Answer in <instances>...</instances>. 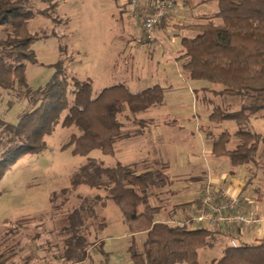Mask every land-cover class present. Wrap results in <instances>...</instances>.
<instances>
[{
    "label": "rangeland",
    "instance_id": "rangeland-1",
    "mask_svg": "<svg viewBox=\"0 0 264 264\" xmlns=\"http://www.w3.org/2000/svg\"><path fill=\"white\" fill-rule=\"evenodd\" d=\"M19 1L24 9L34 14L29 29L37 36L32 47L37 63L27 64L26 69L30 88L36 90L46 86L59 72L60 78L67 79L71 84L70 90L73 88L72 79H91L94 96L111 86L124 85L135 93L158 84L164 88L165 99L162 105L153 106L144 113L132 115L126 109L119 115L124 138L117 142L114 155L94 149L83 156L74 154L73 146L63 148L80 131L77 127L63 128L60 124L45 137L46 148L41 153L24 155L8 168L0 180V262L68 264L62 259V228L68 225V215L81 205L82 198H89L97 204L94 212L89 209L85 213L84 233L90 247L89 256L82 264H105L106 260L107 264H135L129 253L132 237L119 208L112 201L102 206L101 200L95 199L107 195L103 190L87 185L74 188L71 184L73 175L89 159L108 167L117 163H138V155L145 151L138 145V134L144 133L146 128L157 127L163 138L159 137L160 142L154 139V142L164 144L167 150L157 151L155 160L152 154V159L144 158L136 170L139 173L152 171L166 180L163 188L149 190V200L153 206L162 209L164 220L173 222L169 213L174 208L176 195L181 198L191 191L190 185L195 183V179L203 178L209 170L220 167L216 164L223 166V170H229L228 157L207 153L209 147L212 148V138L207 135L211 133L213 138H217L226 131L233 135L240 126L230 120L212 122L210 116L213 110L238 111L250 105L252 100L217 95L212 89L220 90L221 86L191 80L183 69V63L178 60L180 54H174L176 51L171 41L176 34L172 31L175 28L168 34L157 33L162 30L158 25L157 42L149 43L143 36V22L147 16L138 18L136 14L137 18H133L136 15L131 18L124 13L122 21L118 0ZM183 2L187 3L186 0ZM213 9L214 5L198 10L211 17ZM131 10L127 8V11ZM6 35L2 29L0 39L6 38ZM58 65L61 67L58 68ZM29 109L24 90H0V118L3 121L17 124L19 117ZM159 120L167 123L156 126L151 123ZM244 127L264 136V113L252 117ZM170 134L174 135L168 137ZM236 142H239L238 139L232 137L227 148L235 149ZM255 159V163L246 165V170L244 168L242 172L248 171L249 174L248 195L259 199L255 202L258 210L252 212L264 220V202H260V198H264L263 143ZM231 169L237 175L241 173L238 167L231 165ZM185 186L189 189H181ZM54 195H58L55 203L52 202ZM156 219L160 221L159 217ZM251 230L256 231L257 228L251 227ZM144 239L145 234L135 237L139 247H142ZM99 241L105 242L103 251L106 255L98 250L96 245ZM225 241V244H231L230 238ZM235 241L239 244L238 240ZM242 241L252 245L259 242L244 238ZM225 244L201 250L200 264H210V259H219Z\"/></svg>",
    "mask_w": 264,
    "mask_h": 264
},
{
    "label": "trees",
    "instance_id": "trees-1",
    "mask_svg": "<svg viewBox=\"0 0 264 264\" xmlns=\"http://www.w3.org/2000/svg\"><path fill=\"white\" fill-rule=\"evenodd\" d=\"M214 1L217 12L212 17L182 26L195 35L182 39L183 51L178 60L191 80L221 86L220 90L212 89L215 94L252 100L238 111L215 108L210 116L214 123L230 120L240 126L233 135L226 131L217 138L211 133L207 136L212 138L215 156H226L234 167H241L255 163L260 145L264 144L263 135L244 127L252 117L264 113V0ZM33 18L32 11L24 9L19 0H0V31L7 33L0 39V90H24L30 107L17 124L0 118V180L24 155L41 153L46 148L45 137L60 124L80 131L63 148L73 146L74 154L83 156L94 149L114 155L117 142L124 138L119 115L126 109L132 115L144 113L162 105L165 99L164 88L159 85L135 93L124 85L111 86L94 96L91 79H72L70 90L71 84L60 78L59 72L46 86L33 90L26 74L27 64L37 63L32 48L37 36L29 29ZM232 137L239 142L234 150H228ZM137 167L138 164L122 163L108 167L89 159L71 179L74 188L87 185L105 191L104 198L95 199L101 200L102 206L112 201L119 208L132 237L129 253L135 264H200L201 250L225 244L231 237L226 228L232 226L194 228L193 224L158 221L162 209L150 203L149 190L163 188L166 180L152 171L139 173ZM92 201L82 198L81 205L68 215V225L62 228V259L68 264H82L89 256L90 243L84 229L85 213L96 208L97 202ZM139 234H145L142 247L135 241ZM104 244L99 241L96 245L103 254ZM0 264H6V260ZM210 264H264V238L253 245L240 241L237 248L225 244L222 256Z\"/></svg>",
    "mask_w": 264,
    "mask_h": 264
},
{
    "label": "crops",
    "instance_id": "crops-1",
    "mask_svg": "<svg viewBox=\"0 0 264 264\" xmlns=\"http://www.w3.org/2000/svg\"><path fill=\"white\" fill-rule=\"evenodd\" d=\"M183 1L184 0H177L176 9L168 16V18H166L163 21L162 28H161L162 30L157 31V33L163 32L166 34L167 32L169 33L172 29L175 28L174 30H172L176 32V34L174 35L175 37L172 38V41L170 40V38H168V40H170L172 44L174 45V48H175L174 50L176 51L174 54L178 53V55L179 54L181 55L183 51V47L181 44L182 39L185 37H193L195 35L194 32L184 29V27L182 26L199 24L204 18L208 17L207 15L208 13L206 12L200 13L201 11L198 10L199 8L203 9L206 6L214 5L215 9H213V13H211V17L217 12V9H216L217 3L214 0H209L208 2H205V3H203L200 0H197V1L196 0H186L187 3H184ZM117 4L121 11L120 17L122 21L124 19L123 18L124 13H128L131 16V18L133 15H136V14L138 15V18H140V16L145 18L152 12L151 7L147 4L140 6L138 8L137 13L133 10H131L130 12L127 11V8L129 6L126 4L125 0H118ZM137 15L136 17L134 16L133 18H137ZM178 31L180 32L178 33ZM141 33H142V30H141ZM186 33H188V35ZM171 57L173 58L174 55H171ZM161 121L162 120H159L157 123H155L156 122L155 120V122H151V123L154 124L155 126L162 124V123L163 124L167 123V122H161ZM159 132H160V129L157 127H154L150 129L146 128L144 133L138 134V143H139L138 145H140L141 148L142 147L145 148V151L143 152L141 156L138 155V163L134 162L131 164H138V166H140L141 163L144 162V158L146 159L154 158L155 160V157H156L155 153L157 151L164 150L165 152L166 146L164 144L161 145L160 143L156 144L154 142V139L160 142L161 138H163L161 137V134H159ZM236 132H234V134ZM172 135L174 134H170L167 136L171 137ZM235 139L237 138L235 137ZM210 143H211L212 148L209 147V150L207 151V153L210 154L211 156H215L213 154V146H212L213 141L211 140ZM237 144L235 145V148L237 147ZM139 150L140 149H138V151ZM228 150H234V149L228 148ZM151 154L153 156L152 158H151ZM228 160L230 161L229 158ZM230 164L233 167V164L231 163V161H230ZM230 164L228 163L229 170H226V169L223 170L222 168L223 166H221L220 164H216V166H220V167H218L217 169L209 170L203 175V178L198 177L195 179L194 181L195 183H192L193 185H190L191 191H189L185 195H182L181 198H179V195H176L175 196L176 199L174 200V203H173L174 208L172 209L171 213H169V217H171L170 221H177V220L189 221L191 217L198 212L200 208L201 200L203 197L204 189L208 185H211L213 189L227 190L235 196H240V198L242 199V203L240 206L241 212L251 213L252 211H257L258 208L256 207L255 202L259 201V199L252 198L253 196L251 197V195H248V186L250 185L249 180H248V175H249L248 171L242 172V169H244L245 166L238 167V170L240 169L241 173L237 175L236 172L231 169ZM125 165H129V164H125ZM244 170H246V168ZM181 189H189V187L185 186V187H181ZM200 190H201V193H200ZM260 199H261L260 202L261 201L264 202V198H260ZM157 217L160 218V221H166L164 220V215L162 214V212ZM256 228H257L256 231H252L251 227L248 228V227L232 226L226 229L227 231L231 233L230 235L231 241L236 239L240 242L242 241V238L248 239V240L255 239V240L260 241L262 238H264V223L262 224V226H259ZM212 260L210 259V262Z\"/></svg>",
    "mask_w": 264,
    "mask_h": 264
},
{
    "label": "built area",
    "instance_id": "built-area-1",
    "mask_svg": "<svg viewBox=\"0 0 264 264\" xmlns=\"http://www.w3.org/2000/svg\"><path fill=\"white\" fill-rule=\"evenodd\" d=\"M133 10L142 5H150L152 13L143 22L144 39L153 43L156 41V28L161 24L176 7L177 0H125ZM242 199L227 190H216L208 185L203 193L198 212L187 222L172 223L184 226L186 224L203 225L211 228L224 226L259 227L264 220L255 212L244 213L240 211ZM231 246L238 247L235 240Z\"/></svg>",
    "mask_w": 264,
    "mask_h": 264
}]
</instances>
